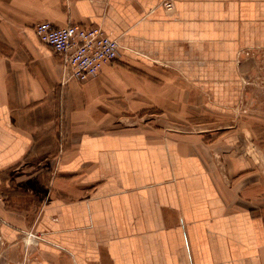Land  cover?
I'll return each mask as SVG.
<instances>
[{
	"label": "crops",
	"instance_id": "crops-1",
	"mask_svg": "<svg viewBox=\"0 0 264 264\" xmlns=\"http://www.w3.org/2000/svg\"><path fill=\"white\" fill-rule=\"evenodd\" d=\"M44 21L99 26L119 58L82 85L67 80L63 58L34 32ZM263 46L264 0H0V171L34 145L59 96L65 119L83 125L151 120L143 131L85 134L61 164L63 185L31 179L27 194H47L43 206H0V264H264L255 165H225L194 136L148 128L191 118L202 102L237 104L239 51ZM32 225L45 238L26 255L20 237Z\"/></svg>",
	"mask_w": 264,
	"mask_h": 264
},
{
	"label": "rangeland",
	"instance_id": "rangeland-1",
	"mask_svg": "<svg viewBox=\"0 0 264 264\" xmlns=\"http://www.w3.org/2000/svg\"><path fill=\"white\" fill-rule=\"evenodd\" d=\"M235 62L238 66L242 63L246 64V69L241 71L239 76L242 88L237 104L225 106L202 102L198 112L191 118L178 121L165 119L164 127L154 123L149 124L148 128L164 129L168 133L179 130L181 135L194 136L201 146H214L212 148L216 149L217 155L219 154L216 160L223 159L225 165H228L231 159L235 160L237 157L242 160L248 159L255 165L250 172H258L264 177V46L242 49ZM84 83L80 82L78 85ZM201 93L205 96L203 92ZM61 100L60 96L57 97L55 107L42 110L41 126L29 136L35 146H29L20 161L0 171V206L7 207L10 205L8 202L15 205L17 201L19 205L27 207L43 206L48 198L47 194L46 198L37 200L27 194V191L32 190L31 179L42 175L47 184L51 178L58 181L57 186L63 185L64 172L61 170V164L79 151L81 139L85 134L98 136L106 131L121 134L143 131L147 122L151 121L150 119L147 121L142 116L128 115L117 119L110 128H98V123L92 119H89L87 126L77 119L66 120ZM75 109L73 107V111ZM165 134H154L156 136L154 140L166 139ZM226 168L229 169L228 166ZM242 169L246 168L243 166ZM3 175L6 176L4 179H2ZM23 180L26 181L21 183ZM48 190L44 188V191L48 192ZM53 190L58 189L53 187ZM28 229H25L20 237L26 255L45 238L44 232L38 230L36 226L32 225ZM2 238L0 236L2 243L0 249L5 247Z\"/></svg>",
	"mask_w": 264,
	"mask_h": 264
},
{
	"label": "built area",
	"instance_id": "built-area-1",
	"mask_svg": "<svg viewBox=\"0 0 264 264\" xmlns=\"http://www.w3.org/2000/svg\"><path fill=\"white\" fill-rule=\"evenodd\" d=\"M164 7L167 11L174 9L170 1ZM33 29L43 44L63 58L67 80L86 82L97 76L104 64L115 62L120 55L118 40L99 26L44 21Z\"/></svg>",
	"mask_w": 264,
	"mask_h": 264
}]
</instances>
